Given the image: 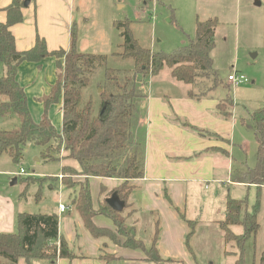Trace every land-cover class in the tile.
I'll return each instance as SVG.
<instances>
[{
	"label": "trees",
	"instance_id": "1",
	"mask_svg": "<svg viewBox=\"0 0 264 264\" xmlns=\"http://www.w3.org/2000/svg\"><path fill=\"white\" fill-rule=\"evenodd\" d=\"M24 1L11 0L7 7L0 9L5 14V21H0V96L6 98L0 103V123L13 119L18 123L12 129H0V156L7 155L18 162L25 148L31 145L43 149V159L55 160V154L63 150L65 156L62 160L73 161L78 168L63 166L60 183L69 192V201L87 232L97 239L106 238L114 245L141 248L149 264L173 262L161 257L157 250L158 223L147 248L136 238L135 229L129 228L123 216L129 206L127 199L134 188L132 182L142 178L144 169V135L140 133L138 124L139 103L144 98L142 92L140 95V89L142 83H146L164 67L170 69L173 79L189 86L192 89L189 96L197 100L215 88L219 80L212 71L211 52L214 48L216 21L197 20L195 35L188 44L168 54L141 48L132 36L129 21H126L119 25L124 28L121 33L122 50L114 55L132 59L134 67L129 71L116 70L107 68L106 56L77 51L74 29L66 51L59 49L49 52L45 41L38 36L30 49L17 51L11 28L23 21ZM46 58H53L60 72L58 75L56 73L48 93L37 98V102L42 105V112L39 121L34 122L27 106L25 90L16 80L17 70L22 63L40 65ZM99 73L102 74L103 82L97 84V89L102 92L97 94L100 105L94 116L93 100L90 95H85V89L92 77ZM225 102L231 104L232 101L228 98ZM59 103L62 117L60 133L55 130L47 114L49 106ZM250 123L256 142L255 166L232 160L231 179L235 183L261 190L264 188V107L253 111ZM135 131L140 134L138 139ZM74 177L83 179L74 180ZM89 178H112L120 182L108 193L110 197L107 196V199L112 197L121 203V211L113 210L107 204V199L100 200L96 210L93 208ZM102 192L101 187L99 199ZM166 200L189 230L186 237L188 247L196 222L185 219L173 207L168 196ZM258 205L257 202L254 212L248 213L245 201L225 197L224 216L217 225L224 244L233 249L227 255L236 257L234 264H264V250L258 262H255L254 256L250 263L247 262V242L255 239L259 227L256 218ZM96 215L110 218L114 222L115 232L96 227L92 223ZM234 228H240L241 232L235 233ZM115 234L124 240L118 241ZM57 258H73V255L64 239L59 240L56 214L20 213L16 217V232L0 233V264L52 263ZM99 258L104 263L111 259L102 253Z\"/></svg>",
	"mask_w": 264,
	"mask_h": 264
},
{
	"label": "rangeland",
	"instance_id": "2",
	"mask_svg": "<svg viewBox=\"0 0 264 264\" xmlns=\"http://www.w3.org/2000/svg\"><path fill=\"white\" fill-rule=\"evenodd\" d=\"M75 17L77 51L106 56L107 68L126 71L133 69V60L114 55L122 50L121 33L124 28L119 27L120 24L129 21L132 36L141 48L168 54L188 44L195 35L197 20L200 22L215 20L217 25L214 48L211 52L212 71L223 85L229 83L227 76L234 70L245 75L249 80L236 88L230 85L228 87V94L235 103L233 116L238 120L234 137L237 145L232 147L229 158L224 159L221 170L222 180L225 183L229 177L226 166L228 161H245L248 166H255L256 142L252 135L250 115L253 111L264 107V0H86L82 8L75 13ZM55 71L57 75L60 72L55 63L51 62V58L45 59L42 69L38 71L40 73H36V80L33 79L32 87L26 91L27 106L34 122L39 121L42 110L41 105L34 102L33 97L44 93L48 84L54 82ZM162 73L166 74L168 71L164 70ZM30 77L31 72L23 70L20 81L24 82ZM102 82V74H95L85 89V95H90L93 100L94 116L99 111L98 95L102 92L101 89H97V84ZM143 90L142 83L140 95L141 92L144 94ZM217 90L222 91L221 88ZM223 103L228 108L229 103ZM47 114L55 130L60 133L62 118L57 104L49 106ZM140 117L139 111L138 124ZM240 119H244L243 124L240 123ZM9 121L11 122H1L0 129L9 130L18 124L16 119ZM139 137L140 134L136 132V138ZM42 152V148L28 145L18 162H14L7 155L0 156V201L6 200L9 208L13 207L15 210V216L20 212L56 213L59 221L62 222L69 212L59 214L58 206L69 203L70 197L58 177L63 166L76 167V163L62 160L65 156L63 150L55 154V160L43 159ZM14 179L16 183L11 185ZM77 179L74 177V180ZM201 187L196 186L185 205L189 218L195 222L206 223L204 229L209 226L211 220L223 218L226 195L230 199L245 201L248 213L254 212L258 202L256 218L259 227L255 239L247 242L246 245L247 262L252 261V256L255 257V262H258L264 250V188L259 190L255 186H227L220 183L209 184L206 189L205 185L201 184ZM89 188L92 200L96 201L97 184L91 181ZM107 188L110 189L108 186ZM127 205L128 208L123 212L126 224L129 228L135 229L136 238L148 248L152 233L146 235L145 232H139L146 229V226L135 222L137 221L135 208L130 204L129 199ZM3 214L6 216L7 212L3 211ZM69 216H73L72 211ZM16 217L13 233L16 232ZM233 231L239 234L241 229L234 228ZM115 237L120 242L124 240L117 234ZM207 238L206 231L199 233L196 242L200 249L210 246ZM219 245L220 242H216L214 236L211 240V249H207L205 258L210 260L211 264H234V257L224 258L219 255ZM223 247L228 252H233L230 245ZM103 252L104 255L113 258V253L108 249ZM199 264L209 263L200 260Z\"/></svg>",
	"mask_w": 264,
	"mask_h": 264
},
{
	"label": "crops",
	"instance_id": "3",
	"mask_svg": "<svg viewBox=\"0 0 264 264\" xmlns=\"http://www.w3.org/2000/svg\"><path fill=\"white\" fill-rule=\"evenodd\" d=\"M29 1L28 7L22 8V23L11 28L16 50L21 52L30 49L38 36L45 41L49 52L59 49L66 51L70 45L71 32L77 24L75 13L82 8L86 0ZM10 2L11 0H0V9L7 7ZM0 21H5L4 12H0ZM43 61L40 65L22 63L18 66L17 82L24 88L27 101L26 91L32 87L33 79L36 80V73L42 69ZM51 62L55 63V60L51 58ZM23 70L30 71L31 77L21 82ZM164 70L168 73L163 74ZM0 71L2 74V69ZM53 83L48 84L44 93L34 96V102L46 95ZM229 85V83L223 85L218 81L215 88L197 100L189 96V91L192 90L189 86L171 77L170 69L167 67L143 84L144 99L140 107L139 125L144 135V169L142 178L132 182L134 188L129 196V202L137 210L135 222L146 226V229L139 231L140 233L145 232L146 235L152 233L153 236L158 223L157 250L161 257L173 261L169 264H199L200 260L211 264L212 262L205 258V253L207 249H211V240L214 236L216 242H220L219 255L224 258L234 257V262L236 260L235 256L227 255L228 251L223 247L225 244L217 225L223 218L211 220L205 229L206 223L196 221L194 235L187 247L186 237L189 230L166 200L168 196L173 207L185 219L192 220L187 215L188 209L185 204L197 185L200 187L201 184L205 185V189L207 185L214 183L227 186L246 185L235 183L231 179L232 160L226 163L229 177L225 183L222 180L224 159L229 158L232 147L237 145L234 137L238 120L233 116L235 103L228 94V87L231 86ZM218 88L222 91L217 90ZM228 98L232 102L227 108L223 102ZM5 100L4 96H0V103ZM57 107L61 114V104H57ZM40 108L42 110V105ZM242 120L244 119H240L241 124ZM91 181L98 187L96 201H93L91 196L93 208L96 210L101 198L107 199L108 193L119 181L112 178H89V184ZM101 187L103 192L99 199ZM7 204L6 200L0 201V233H13L15 217L23 213L15 216V210L13 207L10 209ZM63 206L65 210L58 209L59 214L67 211L70 215L72 211L73 216L64 217L62 222L58 218V237L59 240L64 239L73 258H57L52 263L37 264H149L141 248H125L114 245L106 238L92 237L84 228L71 202ZM3 211L7 212L6 216ZM92 223L98 228L115 232L114 222L103 215L94 216ZM201 231L207 233L210 244L207 248L200 249L197 245L196 241ZM105 249L113 253V258L107 263L99 258Z\"/></svg>",
	"mask_w": 264,
	"mask_h": 264
},
{
	"label": "built area",
	"instance_id": "4",
	"mask_svg": "<svg viewBox=\"0 0 264 264\" xmlns=\"http://www.w3.org/2000/svg\"><path fill=\"white\" fill-rule=\"evenodd\" d=\"M227 81L229 82V84L231 85L232 88H236L240 85H243V84L249 82L248 78L245 75H243V74H241L235 70L232 71V73L227 76ZM59 178H60V176H59ZM58 209L60 211H64L65 207L62 204H60L58 206Z\"/></svg>",
	"mask_w": 264,
	"mask_h": 264
},
{
	"label": "water",
	"instance_id": "5",
	"mask_svg": "<svg viewBox=\"0 0 264 264\" xmlns=\"http://www.w3.org/2000/svg\"><path fill=\"white\" fill-rule=\"evenodd\" d=\"M29 0H25L24 1V6L23 7H28V5H29ZM258 5H259V3H258ZM16 183V181H15V179L12 181V184L11 185H14ZM107 204L113 209V210H115V211H121V209H122V205H121V203H119L115 198H109V199H107Z\"/></svg>",
	"mask_w": 264,
	"mask_h": 264
}]
</instances>
